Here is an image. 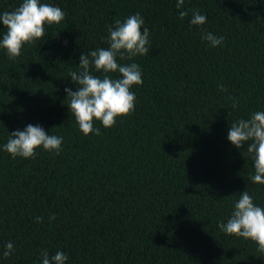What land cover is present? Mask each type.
Returning <instances> with one entry per match:
<instances>
[{
	"label": "trees",
	"instance_id": "obj_1",
	"mask_svg": "<svg viewBox=\"0 0 264 264\" xmlns=\"http://www.w3.org/2000/svg\"><path fill=\"white\" fill-rule=\"evenodd\" d=\"M22 2L0 0V14ZM40 2L64 20L15 60L0 48V264H42L43 250L64 252L66 264H264L255 242L218 227L244 190L264 208L247 143L227 139L231 123L264 112V0ZM197 10L202 26L190 24ZM136 13L150 52L117 57L140 65L135 109L110 128L94 120L99 135H84L64 91L77 89L69 72L80 71L81 54L109 47L115 20ZM6 31L0 24V40ZM205 32L223 44L212 47ZM28 124L63 137L60 153L6 152L10 133Z\"/></svg>",
	"mask_w": 264,
	"mask_h": 264
},
{
	"label": "clouds",
	"instance_id": "obj_2",
	"mask_svg": "<svg viewBox=\"0 0 264 264\" xmlns=\"http://www.w3.org/2000/svg\"><path fill=\"white\" fill-rule=\"evenodd\" d=\"M184 4V0H177V8ZM181 17L188 15L181 11ZM65 18V13L59 8L40 0H23L19 7L13 11L0 14V24L6 29V34L0 40V48L7 51L8 57L15 60L21 55L25 44L31 45L35 40L45 35V25L59 24ZM207 22V17L198 10L194 11L190 24L202 26ZM144 20L139 13L130 15L121 22L115 20L108 28L107 49L100 48L79 57L80 71H70L72 83L77 85L76 91L65 87L64 91L69 100V110L75 118L80 131L84 135L95 133L94 120L102 122L105 128L116 124L117 117H126L135 109L136 96L130 91L133 85H142V71L140 65L131 63L121 65V60L131 59L137 55L144 56L150 52L149 29L144 26ZM202 39L208 41L212 47L223 44L224 37H217L211 32H205ZM94 66L101 76L92 74ZM119 73L113 79L111 73ZM220 91H227L223 84L218 85ZM230 99H234L231 98ZM237 105L233 103V108ZM227 139L237 148L241 149L247 143V153L254 162V175L251 181L264 185V112H254L249 119H239L231 123ZM63 137L49 135L40 125L28 124L23 131L16 130L10 133L9 139L3 149L13 158H35L36 149L60 153ZM55 215L49 217V221ZM43 222L42 217L36 218ZM220 230L227 235H235L250 239L258 245V251L264 253V208L254 204L252 196L247 190L239 195L234 204V210L226 223L218 224ZM13 243L6 244L3 256L12 255ZM42 264H66L68 256L57 251L49 256L47 250L42 251Z\"/></svg>",
	"mask_w": 264,
	"mask_h": 264
}]
</instances>
